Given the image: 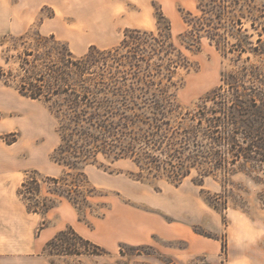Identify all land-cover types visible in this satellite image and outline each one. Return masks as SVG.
<instances>
[{
	"label": "rangeland",
	"instance_id": "rangeland-1",
	"mask_svg": "<svg viewBox=\"0 0 264 264\" xmlns=\"http://www.w3.org/2000/svg\"><path fill=\"white\" fill-rule=\"evenodd\" d=\"M197 1L217 0H12L13 15L0 22V68L19 81L15 76L23 75L21 54L33 47L37 33L53 35L80 57L91 46L102 50L119 46L128 30L164 34L169 28L191 68L180 67L172 75L179 108L177 116L165 117L172 121L184 115L197 118L206 99L216 98L219 103L225 98L230 105L233 99L226 75L242 71L244 81L252 83L256 81L253 72L264 74V35L258 36V24L252 29L243 21L240 44L221 30L217 41L203 36L198 50L190 52L181 46L180 37L188 30L187 13L201 14ZM22 36L26 38L15 41ZM243 47L245 52L240 54ZM148 78L157 82L161 76ZM123 84L120 80L117 86ZM0 87L13 95L10 112L0 113V158L5 157L8 167L0 175V195L7 199L15 197L29 172L59 178L66 169L51 159L60 138L47 106L21 96L2 79ZM211 104L206 102L207 107ZM228 167L229 173L222 169L206 177L192 170L174 185L147 178L129 158L98 155L82 169L90 187L86 193L90 208L77 212L63 199L44 218L30 214L27 221L15 222L13 230L28 233L30 243L24 244L23 252L1 254L0 264H264V162L246 163L240 158ZM43 219L47 226L40 230ZM68 227L98 246L102 254H87L85 248L91 251L92 246L69 234L46 247ZM44 229L53 235L39 245ZM76 250L82 254H71Z\"/></svg>",
	"mask_w": 264,
	"mask_h": 264
},
{
	"label": "trees",
	"instance_id": "trees-1",
	"mask_svg": "<svg viewBox=\"0 0 264 264\" xmlns=\"http://www.w3.org/2000/svg\"><path fill=\"white\" fill-rule=\"evenodd\" d=\"M197 2L201 14L187 13L188 30L180 37L181 46L188 51L198 50L203 36L217 41L221 30L231 33L240 44L244 20L252 29L258 24V36L263 38L264 0ZM243 13L248 17H242ZM169 30L164 34L128 30L119 46L107 50L91 46L80 57L73 56L67 44L53 35L37 33L33 47L21 54L19 70L23 75L15 76L19 81L11 80L13 74L7 76L0 68L6 86L43 102L57 122L60 142L51 159L66 171L59 178L28 173L16 190L28 213L44 218L63 199L77 212L82 207L89 209L86 193L90 187L82 169L98 155L129 158L147 178L165 179L174 185L181 184L192 170L206 177L222 169L231 172L228 166L240 158L246 163L264 162V74L253 72L256 81L252 83L244 81L242 71L226 75L233 99L230 105L225 98L219 103L216 98L206 99L212 102L211 107L204 102L197 118L184 115L172 121L165 117L177 116L179 108L172 75L180 67L191 68ZM257 42L262 45L261 38ZM244 48H239L240 54ZM159 75L157 82L148 78ZM120 80L123 86H117ZM170 88L174 91L169 93ZM46 226L43 219L39 229ZM68 234L92 246L91 251L85 248L87 254H102L71 227L58 232L46 247ZM71 254L82 253L76 250Z\"/></svg>",
	"mask_w": 264,
	"mask_h": 264
},
{
	"label": "crops",
	"instance_id": "crops-1",
	"mask_svg": "<svg viewBox=\"0 0 264 264\" xmlns=\"http://www.w3.org/2000/svg\"><path fill=\"white\" fill-rule=\"evenodd\" d=\"M12 0H0L2 9L0 11V22H6L10 16L14 13V8L10 5ZM55 1H72V0H55ZM11 10V11H10ZM16 12V11H15ZM7 88V87H6ZM6 88L0 87V113L6 115L10 112V107L13 105V95L9 93ZM33 101V100H31ZM3 122V120H2ZM4 125V124H3ZM2 125V126H3ZM1 153H5V149H1ZM5 156V155H4ZM7 162L5 157L0 158V175H3L7 170ZM30 213L27 212L25 206L17 198L16 192L15 197L5 198L0 195V255L16 253V251L23 252L22 247L30 243V236L24 235L13 230L15 222L17 224L27 221L26 217ZM35 215V214H31ZM37 216V215H36ZM52 233L48 230H42L37 243L43 245L47 240L52 237ZM24 238H23V237ZM26 244V245H24Z\"/></svg>",
	"mask_w": 264,
	"mask_h": 264
}]
</instances>
